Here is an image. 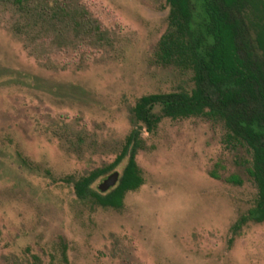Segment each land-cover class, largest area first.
Segmentation results:
<instances>
[{
    "label": "rangeland",
    "instance_id": "obj_1",
    "mask_svg": "<svg viewBox=\"0 0 264 264\" xmlns=\"http://www.w3.org/2000/svg\"><path fill=\"white\" fill-rule=\"evenodd\" d=\"M75 1L110 46L35 56L12 30V6L0 2V264H264V221L233 230L255 198L250 154L226 141L218 120L161 116L153 131L141 128L142 184L119 208L74 195L75 179L119 152L138 97L192 86L189 70L156 58L164 0ZM188 1L200 52L207 6L234 31L258 79L243 96L264 149V0ZM151 111L160 115V105ZM124 162L109 172L119 175Z\"/></svg>",
    "mask_w": 264,
    "mask_h": 264
},
{
    "label": "trees",
    "instance_id": "obj_2",
    "mask_svg": "<svg viewBox=\"0 0 264 264\" xmlns=\"http://www.w3.org/2000/svg\"><path fill=\"white\" fill-rule=\"evenodd\" d=\"M168 9L166 25L156 44V58L162 64H172L189 70L192 86L189 91L177 90L151 93L138 97L130 109L134 125L113 160L93 168L72 183L73 193L79 199H90L101 207L119 208L126 192L136 190L142 177L134 161L137 132L144 128L153 131L160 117L182 118L202 116L218 120L225 128V139L233 145H244L250 154L247 173L255 187L253 204L233 224V230L251 221H264V149L254 143L253 118L250 116L243 92H250L258 84L256 75L244 64L237 52L235 33L219 12L211 6L204 10L206 21L204 36L209 42L202 44L199 35L189 27V1L164 0ZM232 1V0H228ZM12 6L13 32L28 45L35 56L51 48L77 47L79 43L99 48L110 46L107 31L75 0H0ZM203 39V38H202ZM214 97L211 98V94ZM212 94V95H213ZM160 105V115L154 114L153 105ZM264 129V110L259 115ZM125 158L116 183L100 193L91 183L109 172Z\"/></svg>",
    "mask_w": 264,
    "mask_h": 264
},
{
    "label": "water",
    "instance_id": "obj_3",
    "mask_svg": "<svg viewBox=\"0 0 264 264\" xmlns=\"http://www.w3.org/2000/svg\"><path fill=\"white\" fill-rule=\"evenodd\" d=\"M118 178L117 171H111L106 176H104L96 185L99 192H104L111 186H113Z\"/></svg>",
    "mask_w": 264,
    "mask_h": 264
}]
</instances>
